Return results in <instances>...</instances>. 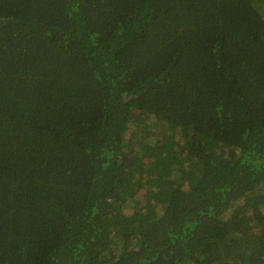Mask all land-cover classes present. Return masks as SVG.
<instances>
[{"label":"trees","instance_id":"16d2710c","mask_svg":"<svg viewBox=\"0 0 264 264\" xmlns=\"http://www.w3.org/2000/svg\"><path fill=\"white\" fill-rule=\"evenodd\" d=\"M0 264H264V0H0Z\"/></svg>","mask_w":264,"mask_h":264}]
</instances>
